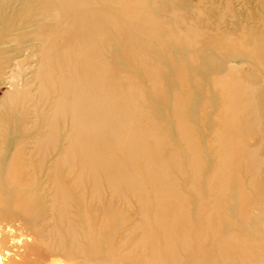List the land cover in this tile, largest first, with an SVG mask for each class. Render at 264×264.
I'll use <instances>...</instances> for the list:
<instances>
[{
  "label": "rangeland",
  "instance_id": "374dc122",
  "mask_svg": "<svg viewBox=\"0 0 264 264\" xmlns=\"http://www.w3.org/2000/svg\"><path fill=\"white\" fill-rule=\"evenodd\" d=\"M41 1L0 2V45L8 42L11 36L23 33L18 29L23 27L21 23H28L32 3ZM237 3L223 0L231 13L223 16L226 27L217 31L215 25L206 23L203 0H134V4L168 24L175 39L168 38V32L160 34L162 41L144 37L140 25L132 21L128 40L122 44L111 43L108 65L98 46L106 23L99 10H90L91 22L97 21L92 29V42L95 65L98 72H104L107 81L109 116L100 101L102 94L92 96L83 74L71 62L58 59L63 69L56 73L58 96L64 105L72 104L74 110L80 99L83 100L82 122L74 133L77 137L75 147L78 146L84 155L77 164L69 160L56 166L54 174L68 179L71 174L77 177L79 173L92 170L96 177L94 185L99 191L96 205L105 208L122 207L117 199L109 198L106 181L124 184V180H137L138 193H143L148 201L146 206L138 205L131 196L136 190H132L126 198L130 201L124 206L122 217L97 212L96 217L103 220L105 227L99 244L105 245L94 261L78 259L77 264H126L129 260L128 264H136L153 252L166 264L161 227H168V231L180 238H189L193 249L198 251L202 246V224L208 213L218 227L219 236L234 232L246 244L249 251L246 257H239L236 250L228 249L227 254L233 257L235 264H262L255 256L259 237L253 228L258 224L264 226V0H245L244 3L239 0ZM241 5L242 9L237 12ZM212 10L221 9L213 5ZM188 13L194 15V21L187 17ZM69 21L73 24L76 18ZM78 21L83 24L84 18ZM60 28L65 32V26ZM28 30L30 28L26 27L24 31ZM55 35L54 32L52 37ZM135 39H139V45L132 47ZM142 46L150 47L151 55L146 59L139 55ZM64 47L65 44L60 43L54 53L59 57ZM36 49L37 44L32 41L23 44L20 50L14 44L0 46V59L9 58L10 62L0 76V130L6 135L5 145L9 152L13 147H33L47 132L54 115L51 107L45 111L38 103L39 88L52 86L55 74L51 68L40 66ZM240 65L245 67L236 71V66ZM233 84H238L239 91L228 99ZM8 92L16 95L5 102L3 96ZM58 96H51V99L65 107ZM34 106L39 109L36 111ZM135 107L142 109L143 115L136 114ZM89 113L90 122L87 120ZM76 115L79 116L78 112ZM113 116L122 118L124 125L114 124ZM233 118L238 119L237 126L232 124ZM136 121H139V128L150 124L159 137L166 139L167 145L161 152L158 145L149 141L145 149L147 156L140 155L143 148L137 143L141 141L135 129ZM54 127V136L63 130L58 125ZM127 136L133 142L129 148L123 144ZM232 148L246 149L252 156L247 154L232 160ZM255 162L256 171L253 169ZM48 165L51 169L54 166ZM48 165L46 169L50 168ZM2 169L5 165H0V174ZM146 171L152 173L151 179L164 172L168 176L166 184H161L165 186L164 196L154 194ZM160 198L166 200L161 210L158 209ZM245 208H250V212L241 220L239 215ZM136 221L143 222L146 227L134 228L131 233L127 231ZM10 223L17 232L23 231V246L17 252L20 264H39L42 253L31 244L26 227L19 228L8 207L1 205L2 234ZM145 228L154 246L131 254L122 252L124 241L129 248L128 243L147 238ZM124 255L127 258L122 261ZM181 256L188 259L184 252ZM198 258L203 262L213 260L210 256ZM16 259L10 255L3 259V264H12Z\"/></svg>",
  "mask_w": 264,
  "mask_h": 264
},
{
  "label": "bare ground",
  "instance_id": "6f19581e",
  "mask_svg": "<svg viewBox=\"0 0 264 264\" xmlns=\"http://www.w3.org/2000/svg\"><path fill=\"white\" fill-rule=\"evenodd\" d=\"M5 1L7 0H0V2ZM237 1L239 0H234L235 3ZM240 1L245 2V0ZM32 5L28 12V23H21L23 27L18 29L19 32L22 31L23 33L11 36L9 41L3 44H14L17 50H20L23 44L31 41L37 44L36 53L39 55L40 66L51 68L55 74V79L52 78V86L39 88L38 103L45 111L51 107L54 115L47 125V132L43 137L37 139L33 147L30 148L17 149L13 147L9 152L5 145L6 135L0 130V165H5V169H2L0 174V206L5 205L8 207L16 218L19 228L22 226L26 227V232L31 237V244H34L36 249L42 253V259L39 264H63V260L64 262L66 261V264H77L78 259L91 262L94 261L93 259L96 258L103 245H105L99 244L102 241L99 236L105 230V227L103 220H99L96 217V213L101 211L104 216L109 213L113 217H122L125 214L123 212L124 206L128 205L130 201V199L126 198L132 190H136V193H131V196L133 199L135 198L138 205L146 206L148 201L143 193H138L139 182L137 180H124V184L106 181V185L110 190L109 198L117 199L122 207L121 209H110L108 207L105 208L103 205L100 206L98 203L97 206L96 200L98 199L99 191L95 188L94 178L96 180V177L92 170L79 173L77 177L75 174H71L68 179L65 176L61 177L54 174L56 166L69 160L70 163L77 164L83 159L81 156L84 155V152L80 151L78 146L77 148L75 147L77 145L75 142L77 137L74 133L75 129L80 128L82 122L83 100L80 99L78 106L74 110L72 104L69 106L64 105L63 100L58 96L59 89H57L58 80L56 73H60L61 71L59 70L63 71L59 66L58 59L71 62L78 72L80 71L83 74L84 81L92 96H94V93L102 94L100 101L104 111L109 116L111 110L108 102L107 81L104 80V72H98L95 65L92 42V29L94 24H97V21L91 22L90 10H99L103 16L104 23H106L105 30L103 29L104 34L98 39V46L104 53L103 57L107 65V55L109 54L111 43L116 41V43L122 44L128 40V33L131 29L129 23L132 21L140 25L142 28L140 31L144 37L160 40V34L168 32V38H175L169 31L168 24L153 17L141 5L134 4V0H42L41 2L32 3ZM213 5L221 10L215 12L212 10ZM240 9H242V5L236 11L238 12ZM229 11L231 13V10L223 4V0H203L202 12L205 15L206 23L215 25L217 31L226 27L223 16L227 15ZM73 17L76 18V21L70 24L69 20ZM80 17L84 18L83 24L78 21ZM187 17L194 21V15L188 13ZM61 26L66 27V30L64 29L65 32H62ZM26 27H29L30 30L24 31ZM54 32L56 37H52ZM60 43L65 44V50L58 57L54 52H56ZM136 45H139V39H135L131 46L135 47ZM142 48L143 50L139 55L146 59L147 56L151 55L150 47L142 46ZM9 65V58L3 57L0 59V76H3L5 69ZM243 67L245 66H236L235 70L237 71ZM100 68H103V64H101ZM230 72L233 73L232 70ZM86 74L87 77L85 78ZM11 76L13 77L10 74V78H12ZM147 77L149 76L147 75ZM10 80L8 81L10 82ZM236 87H238V84L231 86L232 90L228 92V99L233 98L238 93L239 90ZM245 88L249 89L248 86ZM13 94L10 92L4 94L3 101H11L16 93ZM87 94L89 95V93ZM24 96L26 97V95ZM51 96H58L60 103L65 107L55 104ZM34 109L37 111L39 106H34ZM133 110L136 114L143 115V110L139 107H135ZM76 112H78L79 116L76 115ZM90 119L91 113L87 116L88 122H90ZM237 120V118L231 120L234 126H237ZM112 121L116 125H124V120L118 116H113ZM139 121L135 122V129L141 141V143H137L143 148L140 155L143 158L147 156L145 149L148 148L147 142L149 141L158 145L161 152L163 146L167 145L166 139L162 136L159 137L158 133L148 123V125L145 124L144 127L139 128ZM55 125L63 129L57 131L56 136H54ZM123 144L129 148L133 142L127 136ZM136 153L138 154V152ZM230 153L232 160L242 155L245 157L247 154L252 156L251 152H247L246 149L242 148L238 151L232 148ZM48 164L54 165L53 168L51 169ZM47 165L50 168L46 169ZM256 166L257 163L255 162L253 165L255 171ZM46 172L49 173V176H47ZM226 172L227 169L224 168L223 174ZM146 176L153 185L154 194L164 196L162 194L166 190L165 186L161 184L168 179L165 172L160 174L159 177L151 179L152 173L146 171ZM220 195L221 192H219L218 196ZM165 204L166 200L160 198L158 209H163ZM247 207H249V204ZM249 212L250 208H245L243 213H240L239 218L244 220ZM256 221L257 218L253 222ZM232 224L230 223V225ZM13 226L12 223L7 224L5 227L7 231L4 234H2L3 227H0V264H3V259L8 258L10 255H14L18 259L11 262L12 264H20L18 258L20 256L17 252L23 246L24 236L21 229L17 232ZM143 227H146L143 222L136 221L127 228V231L129 230L131 233L132 229ZM161 230L166 247V264H235L233 257H229L227 254L228 249L236 250L239 257H246V253L249 255L246 244L244 245L242 239L235 235L234 232L219 236L218 227L211 221L209 213L202 224L203 233L200 240L202 246L198 251L193 249L192 241L189 238L178 237L180 235H175L168 231V227H161ZM263 230L264 226H259V224L253 228V232L259 237L255 243V256L262 264H264ZM144 232L147 238L134 244L128 243L131 251H129L124 241L122 252L131 254L133 251L140 252L146 247H153L154 242L151 240L149 230L145 228ZM181 252L187 254L188 259L183 258ZM199 256L203 258L210 256L213 260L203 262L198 258ZM125 258L127 256L124 255L122 261ZM129 261H126V264ZM117 263L120 264V262ZM136 264H164V262L158 257L156 252H153L146 259L139 260Z\"/></svg>",
  "mask_w": 264,
  "mask_h": 264
}]
</instances>
